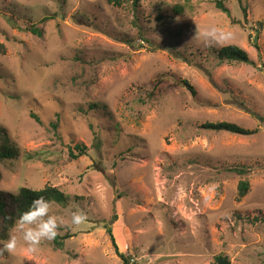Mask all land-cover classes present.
<instances>
[{"label":"rangeland","instance_id":"1","mask_svg":"<svg viewBox=\"0 0 264 264\" xmlns=\"http://www.w3.org/2000/svg\"><path fill=\"white\" fill-rule=\"evenodd\" d=\"M0 41V190L68 197L0 264H124L107 225L129 264H264V0H0Z\"/></svg>","mask_w":264,"mask_h":264},{"label":"trees","instance_id":"2","mask_svg":"<svg viewBox=\"0 0 264 264\" xmlns=\"http://www.w3.org/2000/svg\"><path fill=\"white\" fill-rule=\"evenodd\" d=\"M109 4L114 6H122L125 3H132L133 5H138L141 0H106ZM217 7L221 8L225 12H229L227 8L224 7L222 1L217 2ZM257 37L254 39L255 46L258 47ZM5 51V45L0 41V53ZM247 59V53L245 50L241 49L237 45H226L218 50V58L221 62H233L236 58ZM187 87L193 93V88L188 82H184ZM37 121L40 122L39 117L31 113ZM204 128L213 129L215 131H229L232 133L240 135H251L259 131V128L248 129L242 127L241 125L222 121V122H206L203 125ZM77 150V154L74 152ZM74 150H70L72 157H78L86 153L87 147L83 144H76ZM17 154L10 145H5L4 149L0 150V158H13ZM243 171L240 170L239 173ZM250 189V184L246 179H242L238 185L239 198L245 196ZM68 200L66 194L59 188L51 185H46L40 189H33L30 187H22L15 194L9 193L5 190H0V227L1 229H7L14 226L18 221L23 223L30 222L34 219L36 213H43L47 207L52 203L65 204ZM107 231L110 235L112 244L115 251L120 258L123 259L124 264H129L130 257L119 250V246L116 242V238L112 231V227L107 225ZM68 235L63 237L56 236L54 241L56 245L60 243L63 238H67ZM58 242V243H57Z\"/></svg>","mask_w":264,"mask_h":264},{"label":"water","instance_id":"3","mask_svg":"<svg viewBox=\"0 0 264 264\" xmlns=\"http://www.w3.org/2000/svg\"><path fill=\"white\" fill-rule=\"evenodd\" d=\"M236 59H240V60H242V61H245L244 58H238V57H237ZM218 262H219L218 264H230V263L227 261V258H224V257H220Z\"/></svg>","mask_w":264,"mask_h":264}]
</instances>
